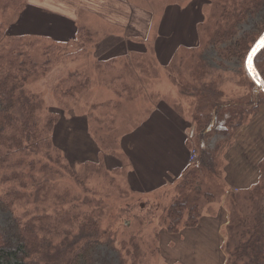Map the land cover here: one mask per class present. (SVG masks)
Wrapping results in <instances>:
<instances>
[{
  "label": "trees",
  "instance_id": "1",
  "mask_svg": "<svg viewBox=\"0 0 264 264\" xmlns=\"http://www.w3.org/2000/svg\"><path fill=\"white\" fill-rule=\"evenodd\" d=\"M161 1L165 11L163 21L170 15L169 11H174V6L182 8L181 20L187 24L182 38L194 40V44L183 42L176 46L172 52L174 58L165 66L169 65L170 75L179 78L186 93L195 92L204 100L194 118L199 127L196 144L200 159L194 166H187L176 197L164 207L163 223L168 232L176 233L184 228L182 225L197 227L204 206L217 200L214 192L201 186V178L207 172L215 178L224 169L218 159L224 143L211 150L207 143L211 132L216 130L230 140L259 111L254 99L228 100L217 83L207 81L212 70L208 52L215 48L223 59L244 62L264 33V0H188L185 6ZM27 4L26 0H0V11L11 20L13 15L14 23ZM198 7L202 18L193 19L189 11ZM251 20L253 27L241 33L242 26ZM7 25L8 22H0V182L13 186L0 191V211L11 213L7 226L0 223V264H79L96 246L113 245V236L101 226L105 212L103 200L75 192L69 186L61 187L59 179L71 177L89 193L92 188L88 181L102 173L107 175L106 156L116 157L120 153L118 139L114 132L101 128L95 134L101 150L99 161H86L75 171L52 139L60 121L59 113L50 111L44 99L28 87L31 80L44 77L53 65L63 60L62 44L48 35L10 33ZM192 29L197 36L186 37ZM167 31L166 38L176 37V31L172 34L170 29ZM82 33L80 38L91 43L94 32L87 25H79L73 38ZM37 51L43 55L42 62L35 58ZM133 51L140 54L133 57L130 52L122 59H97L93 65L102 73L117 70L122 60L124 66L130 61L131 65L141 64L138 65L141 70L156 68L155 64L143 67L141 61L146 59L142 52ZM74 55L78 53L71 55L72 58H76ZM174 59L178 60L177 64L173 63ZM157 61L161 62L158 58ZM255 63L264 79V49ZM91 81L88 72H69L56 86L57 104L64 110L73 108L90 88ZM252 83L256 91L264 94ZM123 87L128 88L126 84ZM108 119L107 115L97 118L100 122ZM258 165L261 174L258 182L231 195L224 243L227 264H264V158ZM215 179L216 183L221 182ZM17 207L25 208L23 215L15 214ZM130 253L124 246L120 264H134V261L128 262Z\"/></svg>",
  "mask_w": 264,
  "mask_h": 264
},
{
  "label": "rangeland",
  "instance_id": "2",
  "mask_svg": "<svg viewBox=\"0 0 264 264\" xmlns=\"http://www.w3.org/2000/svg\"><path fill=\"white\" fill-rule=\"evenodd\" d=\"M26 1L28 3L30 0ZM49 1L53 6L62 8V12L68 15L65 17L66 21L72 20L71 15L76 19L78 13L76 10H81L78 24L87 25L94 32L91 43L86 38H80L83 33L76 39H68L72 38L68 34L64 38L67 40L57 41L62 44L63 60L53 65L44 77L31 80L28 84L29 89L44 99L50 111L60 115L52 139L64 151L66 159L70 161L75 171H79L86 161H99L101 150L95 134H99L101 128L105 131L110 130V133L114 132L118 139L117 146L120 148V153L117 151L116 157L106 156L107 163L104 161V164L108 171L107 175L95 174L96 176L93 175L95 177L88 181L92 188L89 193L71 177L59 179L61 187L69 186L75 192L103 200L105 212L101 218V226L111 237L113 236V245L105 243L96 246L88 256L80 260L79 264H120L124 246L131 251L128 262L134 261V264H227L228 257L224 245L227 226L224 227L223 222L225 219L229 222V202L231 195L236 192L229 191L230 185L227 182L229 178L226 175L229 173L231 176L228 177L233 179L241 172L243 161L251 162L252 174L257 170L259 180L261 174L258 164L264 158V94L255 90L253 80L245 67L246 59L244 62L223 59L215 48L208 52L212 70L208 73L207 81L217 83L219 89L223 90V97L228 100L246 102L254 99L259 111L238 128L230 140L216 130L211 132L207 142L211 150L215 151L219 143H224L222 152L218 154L221 168L224 166V169L215 177L222 183H216L217 179L211 178L214 176L207 172L201 178V186L204 190L214 192L217 202L204 206L200 226L193 228L182 225V228L184 227L182 230L171 233L163 223L164 210L176 197L184 174L178 178H173L177 175L170 174L165 176L169 177V180L154 182L146 178L149 174L146 170V173L141 175L145 181L138 180L139 175L133 176L129 154L125 152L133 149L124 146L123 151L121 138L130 134L145 120L144 117L164 100L187 118L191 123L190 130L195 131L194 139L187 137V142L190 147L195 146L197 157L191 162V153L188 152V166H194L200 159V149L196 144L199 127L194 118L204 100L195 92L186 93L179 78L170 75L169 65H160L156 58L158 38L172 39L173 36L166 38L165 33L170 29L172 34L179 27L182 22L179 10L182 8L174 6V11H169L170 15L165 16L163 21L165 11L163 12L161 0H122V5H119L117 0H111L113 5L110 2L108 5L107 0ZM163 1L179 6L189 3L188 0ZM84 4L88 6L83 8ZM198 5L201 7V3L198 2ZM45 7L49 9L48 4ZM27 9L28 7L20 16L21 20L14 25L12 20L15 17L11 15L12 20L8 19L6 18L8 14L0 11V22H8L7 30L10 33L13 31L16 33L15 25L20 23L23 32L40 27L44 28V32L52 33L56 39L61 32H74L71 23L62 24L58 20L61 19L59 15L42 19L32 12L26 13ZM32 9L38 8L33 7L30 11ZM189 13L193 19L202 18L199 7L191 8ZM73 23L75 26V22ZM252 27L251 20L242 26L241 33L249 31ZM192 35L197 36L194 29L185 36ZM179 41L185 39H177L172 43L176 44ZM168 46L165 45L161 49L166 51ZM136 49L142 52L146 59L144 62L141 61L143 67L155 64L156 68L141 70L138 68L141 64L131 65L130 61L129 65L124 66L122 60L117 70L102 73L93 65L97 59L108 60L117 57L122 59L123 55H130V52L135 57L133 50ZM77 53L78 55H74L76 58H72L71 55ZM35 58L42 62L41 51L35 53ZM173 63L177 64L178 60L174 59ZM76 70L89 73L92 77L90 88L80 96L73 108L61 109L57 104L56 86L69 72ZM124 84L128 88H124ZM161 94L165 97L162 100ZM110 102L112 104H109ZM111 112L114 116L110 115ZM90 114H93L92 119ZM106 115L109 118L107 122L97 120L99 117L105 118ZM90 121L93 124L92 129L88 128ZM144 150L150 153L149 148ZM10 185L13 186L12 183ZM10 185L0 182V191L8 189ZM158 186L160 188H157ZM14 209L15 214L21 216L25 208ZM9 213L0 211V223L3 226L8 225Z\"/></svg>",
  "mask_w": 264,
  "mask_h": 264
},
{
  "label": "crops",
  "instance_id": "3",
  "mask_svg": "<svg viewBox=\"0 0 264 264\" xmlns=\"http://www.w3.org/2000/svg\"><path fill=\"white\" fill-rule=\"evenodd\" d=\"M108 2L113 5V2H111V0H107V4L109 5ZM117 2L119 5H122L123 1L117 0ZM47 4L49 5V9L45 7V5ZM87 6L88 5L84 4L82 7L86 8ZM27 7L28 9L26 10V13L32 12L35 15H39L42 19H49L51 15H59L61 19L58 20L62 24H66L68 22L71 23L74 27V32H61L56 39L54 38V35L52 33L44 32V28L40 27H36L31 30L28 29L23 32L21 30L20 23L15 25L16 33L48 35L49 37H53L57 41H63V39L68 34H70L72 38L69 37L68 39H74L73 37L76 34V29L80 25L78 24V21H80L81 19V17L79 16V13L81 14V10H76V12H78L76 15L77 17H75L76 19H74L71 15L72 20L66 21L65 17L68 15L62 12V8L60 9L53 6V4H51L49 0H45V2H41L40 0H30ZM33 7H36L38 9H32V11H30ZM51 9H56L58 11H50ZM21 18H17L13 25L19 19L21 20ZM73 22H75V26ZM165 37H168V35L166 34ZM176 40L177 39H175V37H172V39L170 40L164 39L162 37L158 38L156 43L159 45V47H157L156 49V58L161 61L160 65H166L167 63H169L171 57L174 58L172 56V52H174L173 49L176 46L183 44V42H194L193 39H190L189 41H179L176 44L172 43L176 42ZM165 45L169 46L167 47L166 51H163L161 48ZM139 54V52H135V55L138 56ZM164 98L165 97L161 94L160 99L162 100ZM144 119L145 120L140 123L130 134L125 135L121 138V148L123 149V151H125L124 146L128 147L129 149H133L131 151H125L129 154L127 155L129 156L131 161L133 176L139 175L138 180L143 179L145 181V178L141 175L143 173H146L147 170L149 171V174H147L148 176L146 178L151 179L154 182L169 180V177L165 176L170 174L177 175L173 178L180 177L188 166L187 155L188 152H190V148L187 142V137L188 132L191 128L190 121L185 118L180 112H178L174 106L165 103L164 100L160 101L157 107L149 112L148 116H145ZM92 126L93 124L90 121L88 128L92 129ZM146 148L150 149V153L145 152L144 149ZM252 169L253 168L251 162L247 163L243 161V163L241 164V172L237 176L233 177V179L231 177H228L231 175L226 172L228 173L226 176L227 178H229L227 181L230 185L229 191L238 192L242 189H247L257 183V170L254 172L256 174H252ZM157 188H160V186H158ZM234 189H236V191ZM224 198L225 195L223 196V199ZM228 223L229 222L225 219V221L223 222V226H227ZM200 225L201 219L199 226Z\"/></svg>",
  "mask_w": 264,
  "mask_h": 264
},
{
  "label": "water",
  "instance_id": "4",
  "mask_svg": "<svg viewBox=\"0 0 264 264\" xmlns=\"http://www.w3.org/2000/svg\"><path fill=\"white\" fill-rule=\"evenodd\" d=\"M264 49V33L259 37L255 44L250 49L246 61L245 67L256 85L264 92V79L261 76L259 70L257 69L255 59L257 55Z\"/></svg>",
  "mask_w": 264,
  "mask_h": 264
},
{
  "label": "bare ground",
  "instance_id": "5",
  "mask_svg": "<svg viewBox=\"0 0 264 264\" xmlns=\"http://www.w3.org/2000/svg\"><path fill=\"white\" fill-rule=\"evenodd\" d=\"M186 22H182L176 29V39H181L183 37V30L186 29ZM188 30V29H187Z\"/></svg>",
  "mask_w": 264,
  "mask_h": 264
},
{
  "label": "built area",
  "instance_id": "6",
  "mask_svg": "<svg viewBox=\"0 0 264 264\" xmlns=\"http://www.w3.org/2000/svg\"><path fill=\"white\" fill-rule=\"evenodd\" d=\"M191 136H193V133L191 134ZM196 157H197V150H196V148H193L192 152H191V157H190L191 162H194Z\"/></svg>",
  "mask_w": 264,
  "mask_h": 264
}]
</instances>
